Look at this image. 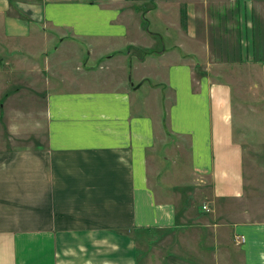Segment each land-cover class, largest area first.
<instances>
[{
    "label": "crops",
    "instance_id": "obj_1",
    "mask_svg": "<svg viewBox=\"0 0 264 264\" xmlns=\"http://www.w3.org/2000/svg\"><path fill=\"white\" fill-rule=\"evenodd\" d=\"M81 39L125 72L117 86L55 88ZM221 52L258 64L264 88V0H0V134L42 137L0 144V264H138L141 244L146 264H221L232 243L240 264H264V217L228 208L246 191L245 149L231 83L213 73ZM164 121L191 164L176 171L186 207L150 177Z\"/></svg>",
    "mask_w": 264,
    "mask_h": 264
},
{
    "label": "rangeland",
    "instance_id": "obj_2",
    "mask_svg": "<svg viewBox=\"0 0 264 264\" xmlns=\"http://www.w3.org/2000/svg\"><path fill=\"white\" fill-rule=\"evenodd\" d=\"M141 26L143 29H145L149 26V22L145 20L144 23L141 24ZM140 37L143 36L140 35L139 38ZM87 40L88 39H81L78 42L79 47L77 49H79L80 53L76 55L80 63L73 64V62H71L72 60L70 61L71 63H67V61L65 64L66 66H68V72H65L63 70H55L56 76L62 80V82L59 81L60 84L56 83L59 85L55 88L69 90L75 86L82 87L87 84L94 86L101 85L104 88L111 86L115 87L117 86V84L111 82V80L117 82L120 81L121 77H125V72L120 71L119 69L117 70V68L114 66L111 67L108 72H106L107 69L105 70V68L107 67L108 63L105 61L107 60L108 54L104 55L102 54V52L94 57L90 56V49L88 48L86 42ZM156 42L157 43H155L153 47L159 50V48L162 47L163 42L160 41V39L156 40ZM234 42L235 41H232V39L230 38V41H227L226 44L235 46ZM54 44H58V41L55 40L54 43L49 44V51L55 53V51L53 50ZM141 50L146 53L147 48L143 49L141 47ZM141 50H137L135 51V53H142L140 52ZM110 53L111 52H109V54ZM149 55L150 53L147 54L145 58L147 59ZM215 55L217 57L216 60H220L215 65L218 70H214L213 73L216 74L219 78H222L224 81H228L229 83H231V96H233L232 105L234 109L233 123H235L234 136L238 138L240 144L242 145V148L245 149L244 175L246 177V191L244 196L241 198V201L238 200L237 202H232V204H229L228 208H249L251 211V216L254 215L252 217H264V88L263 82H261V70L259 69V65L253 61L245 62L241 61L240 59L236 61V56L224 57V54L222 52ZM52 57L53 56H50V58ZM70 58L71 57H69V59ZM35 59L38 60V63L40 65H42V69L46 67L45 64H41V62L43 63L44 61L43 55L39 57L36 56ZM46 75L48 76L47 73ZM50 78L53 80L52 77ZM149 80L151 81V83H154V79L149 76L148 79L145 80L146 83L143 82L141 89L138 90V92L144 98H148L147 96H149L150 86H148L149 84H147L148 82H150ZM165 90L166 88H163L162 92L164 93ZM152 99L153 96L151 95L150 100L154 102ZM157 101L158 105L161 106V112L164 111L165 108L167 109L166 100L164 102L163 99L160 98V100L157 99ZM4 121L5 120L0 121L1 126L3 127L5 126ZM160 131L161 137L158 136L159 140L153 151V156H155V159L152 158V165L157 166V173L153 172L152 170L151 172L153 173L150 174V177L154 180V185L161 189L163 188L162 191L170 195V197H172L175 200V203H177L180 207V205H182L181 197L184 194H187V191L189 192V188L186 185L187 183L185 181H182L186 179L185 175L183 174L182 176H178V174H176V171H178V169L185 170V167H191V164H189L190 162L187 156L185 160L182 152L179 150V148H176V141H174L175 139L168 135L167 125L165 124V121L163 122ZM37 139L42 140V137L37 135L27 136V134L18 136L0 134V144L2 146H5V143L7 145H14L15 147H18L19 145L30 146L32 143H36ZM156 155H158V158L156 157ZM178 186H180L182 189L175 190L174 187ZM203 192V190L198 189L196 193H194L195 198H197L193 201L195 206H197L198 204L202 206L203 202L206 201L207 198H203ZM159 244L162 247H159V251H153L154 254H160V252L164 250L165 245L163 243ZM238 244L239 243H232L229 251L228 261H226L227 257H225L224 259L226 262H222L221 264H240L241 257L238 250ZM205 246L206 251H208L209 248L215 246V243L212 242L209 245L208 243H206ZM148 250V246L141 244L139 249L140 262L138 264H146L147 258H145V256ZM171 251L174 250L171 249ZM198 259L200 258L196 256H190V260L192 261H196Z\"/></svg>",
    "mask_w": 264,
    "mask_h": 264
},
{
    "label": "trees",
    "instance_id": "obj_3",
    "mask_svg": "<svg viewBox=\"0 0 264 264\" xmlns=\"http://www.w3.org/2000/svg\"><path fill=\"white\" fill-rule=\"evenodd\" d=\"M182 16H183V13H182ZM190 200H191V197L188 194L182 199V201L185 204V207L188 206V205H190V204H188V203H190ZM178 217H179V215H178Z\"/></svg>",
    "mask_w": 264,
    "mask_h": 264
},
{
    "label": "built area",
    "instance_id": "obj_4",
    "mask_svg": "<svg viewBox=\"0 0 264 264\" xmlns=\"http://www.w3.org/2000/svg\"><path fill=\"white\" fill-rule=\"evenodd\" d=\"M202 209H203L204 211L209 210L208 204H204L203 207H202Z\"/></svg>",
    "mask_w": 264,
    "mask_h": 264
}]
</instances>
